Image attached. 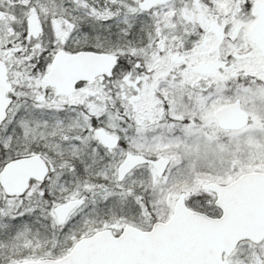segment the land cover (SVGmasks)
<instances>
[{"label": "snow or ice", "instance_id": "1", "mask_svg": "<svg viewBox=\"0 0 264 264\" xmlns=\"http://www.w3.org/2000/svg\"><path fill=\"white\" fill-rule=\"evenodd\" d=\"M0 264H264V0H0Z\"/></svg>", "mask_w": 264, "mask_h": 264}]
</instances>
